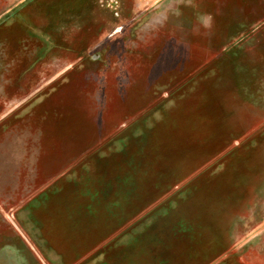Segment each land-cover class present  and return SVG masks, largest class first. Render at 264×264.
<instances>
[{"label": "rangeland", "instance_id": "rangeland-1", "mask_svg": "<svg viewBox=\"0 0 264 264\" xmlns=\"http://www.w3.org/2000/svg\"><path fill=\"white\" fill-rule=\"evenodd\" d=\"M0 264H264V0H0Z\"/></svg>", "mask_w": 264, "mask_h": 264}]
</instances>
